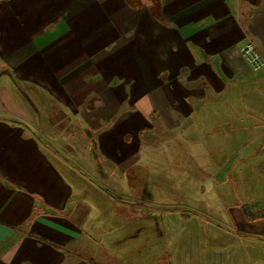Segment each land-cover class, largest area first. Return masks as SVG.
Masks as SVG:
<instances>
[{
  "label": "crops",
  "instance_id": "1",
  "mask_svg": "<svg viewBox=\"0 0 264 264\" xmlns=\"http://www.w3.org/2000/svg\"><path fill=\"white\" fill-rule=\"evenodd\" d=\"M140 3L0 0V264H240L155 202L182 193L153 171L178 161L160 136L198 147L219 193L230 176L232 200L251 191L224 217L264 237V69L240 54L264 57V0H159V19ZM219 155L233 158L214 172Z\"/></svg>",
  "mask_w": 264,
  "mask_h": 264
},
{
  "label": "rangeland",
  "instance_id": "2",
  "mask_svg": "<svg viewBox=\"0 0 264 264\" xmlns=\"http://www.w3.org/2000/svg\"><path fill=\"white\" fill-rule=\"evenodd\" d=\"M50 118L51 113L46 115L45 122H51ZM76 131L78 132V135L81 136V130L76 129ZM71 134H73V131L70 133H65L63 137L67 143H69V137ZM144 141L146 142V139ZM159 141L160 142L154 143L153 145L156 148L155 152H159L157 153L158 156H160V154H168V151L171 149V153H173L175 150L178 161L169 167L167 166L168 163L154 162L153 171L155 173L159 172L160 174L161 172H165L167 175L174 171V176L177 182L176 189H182V193H180L178 190L176 194H158L156 195L157 201L155 199V202L158 203L159 206H161V204H166L167 207H170L171 210L175 212L172 213L174 214L175 218L184 219V221L188 223L191 221L192 224L190 223L189 225H186L188 227L186 230L190 231L189 233L199 235L202 241L203 238H206L208 241L206 245H209V248L217 247L218 249L225 251L234 250L235 253L238 252L240 264H264V237L245 233L243 230H240V227L235 225L232 220H227V218L224 217H228V210L226 209L225 205L226 203L230 202L229 205H234L240 202L244 204H249V202L253 203L255 195L251 193V191L249 195H241V193H239V195H235V198L232 200V187H230L232 181L234 182V178L232 176H230V180L228 181L229 184L225 187H222V190L219 193L216 184L213 182L219 177L216 175V177L207 179L201 169L202 163L200 160L192 161L191 157L189 156V154H192V152L199 153L200 150L198 147L194 148L189 145L186 146L174 143L169 145L168 136H160ZM76 143H80L79 147H76L77 152L84 159L89 160L90 156L88 155V146L84 144L87 143L86 139H84L83 136L81 138L79 137ZM201 146L203 145L201 144ZM232 158L233 155L224 157L219 155L216 157V159H220V162L215 161L216 159L213 158L214 161H208L207 164L211 165L212 170L216 172L217 168L220 167L221 169ZM69 159L70 163L75 169L78 167L81 171H84L85 173L87 172L85 167L81 165L83 163L86 164L85 162L81 163L80 159L76 158L73 160L71 158ZM223 159L225 160V163L222 165L221 162L223 163ZM217 163H219L220 166ZM144 165L147 166L144 164V162H141V166L144 167ZM231 174L234 176V173ZM248 174V169L244 170V179L242 178V180L237 178L235 175V179L239 183V186L249 184ZM263 193L264 191L262 190V192L257 195V200H261L259 196ZM206 203H215L216 209L213 208L214 206H210V210H208L206 208L208 204ZM217 203L221 204V206H217ZM222 204L224 205V209H222ZM160 212H167V210L163 209L160 210ZM229 217L228 219H230ZM200 220L204 223L207 222L208 226L204 225L203 229H201L202 227L199 226ZM177 235L175 234L176 238ZM198 240L199 238L196 239L197 244ZM193 245H196V243ZM204 250L205 248L201 249L198 247L196 253L200 251L199 254H201L204 252Z\"/></svg>",
  "mask_w": 264,
  "mask_h": 264
},
{
  "label": "built area",
  "instance_id": "3",
  "mask_svg": "<svg viewBox=\"0 0 264 264\" xmlns=\"http://www.w3.org/2000/svg\"><path fill=\"white\" fill-rule=\"evenodd\" d=\"M240 54L252 73H258L264 69V57L252 42L244 43L240 47Z\"/></svg>",
  "mask_w": 264,
  "mask_h": 264
},
{
  "label": "trees",
  "instance_id": "4",
  "mask_svg": "<svg viewBox=\"0 0 264 264\" xmlns=\"http://www.w3.org/2000/svg\"><path fill=\"white\" fill-rule=\"evenodd\" d=\"M128 3L132 6V7H139L141 6V0H127ZM152 2V6L150 7V11L152 12V14L156 17V18H160V3L159 0H150ZM18 91H22L21 96L23 97L25 94L24 88H21L20 85H18ZM25 97V96H24Z\"/></svg>",
  "mask_w": 264,
  "mask_h": 264
}]
</instances>
